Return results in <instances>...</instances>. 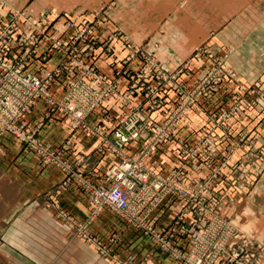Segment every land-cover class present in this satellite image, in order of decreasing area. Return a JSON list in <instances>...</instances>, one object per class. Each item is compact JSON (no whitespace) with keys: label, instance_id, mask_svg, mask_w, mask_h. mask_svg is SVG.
Masks as SVG:
<instances>
[{"label":"rangeland","instance_id":"rangeland-1","mask_svg":"<svg viewBox=\"0 0 264 264\" xmlns=\"http://www.w3.org/2000/svg\"><path fill=\"white\" fill-rule=\"evenodd\" d=\"M57 1L82 3L83 14L88 18L79 22L57 16L46 27L47 13L37 14L30 8L15 11L0 0V12L7 9L9 17L8 23H0V35L11 26L23 31L29 28L35 37L38 35L39 46L50 30L49 48L63 56L54 68L41 71L38 76L54 72L63 63L78 67L71 72L65 66L51 81L68 79L62 83L63 96L59 100L51 97L49 86L51 103L62 106L68 96H74L75 105L82 107V123L74 128L72 121L64 117L67 124L100 139L97 155L115 158L116 163L102 175L94 176L95 165L89 172L84 168L88 157L70 163L55 150L60 152L62 162L44 165L37 152L25 147L12 133L0 137V158L5 155L2 137L9 135L25 151L33 153L42 168L63 173L61 164H64L69 173H82V182L84 177L88 181L85 185L75 180L64 187L63 181L57 190L74 185L86 197L88 186L106 188L115 183L110 172L123 161L139 164L151 186L160 185L157 191L152 187L150 194L162 199L148 214L152 234L145 235L125 225L147 238L152 249L175 264H264V0ZM66 23H74L75 27L65 28ZM107 26L113 32L109 33ZM99 28L108 33L96 35ZM70 29H75V34L65 43L63 37ZM81 29H90L91 33L82 32V41H77L76 33ZM118 39L125 53L121 58L112 47ZM67 47L70 52L65 50ZM99 48L114 79L96 69ZM36 54L37 49L32 57ZM174 57L182 59L177 66H164V62ZM193 65L200 69L195 71ZM90 69L102 79L98 85L93 83ZM122 78L127 80L124 91L120 89ZM206 78L209 88L205 97L183 113L187 99L181 98ZM169 93L170 103L166 101ZM138 94L141 101L135 100ZM205 101H213V106L204 111L199 109L203 117L197 113L192 117L189 123L196 129L177 132V125L186 115L194 107L202 108ZM37 102L51 109L45 101H36L32 109ZM111 105L122 115L115 122L106 120L111 124L109 129L86 126L85 120L92 113L105 117L112 114ZM137 111L143 113L142 124L149 127L148 135L143 132L137 139L117 147L118 139L113 133L120 130L127 136L124 128L129 121L122 122ZM173 112L179 119L167 122ZM155 113L160 120L153 117ZM26 128L35 131L37 143L52 150L38 140L37 129ZM155 136L161 142L147 153L145 148ZM104 138L110 147L102 150ZM165 142L171 147L167 150L174 154V161L161 174L154 170L151 159ZM138 143H141L138 148L127 153ZM188 173L196 178H189ZM92 177L98 180L93 181ZM15 197L11 188L0 181V264H138L128 251L126 239L109 232L112 226L94 225V219L103 211L115 219L110 210L104 209L78 223L57 205H52L55 211L36 204L20 206ZM170 199L181 203L179 213L172 223L155 227L152 213ZM180 216L183 217L179 226H184V230L174 225Z\"/></svg>","mask_w":264,"mask_h":264},{"label":"crops","instance_id":"crops-1","mask_svg":"<svg viewBox=\"0 0 264 264\" xmlns=\"http://www.w3.org/2000/svg\"><path fill=\"white\" fill-rule=\"evenodd\" d=\"M6 7L20 11L22 9L30 8L38 13H47L46 27H49L51 21L57 16H65L71 20L81 22L82 19H87L88 15L83 14L82 3L78 2H61L57 0H4ZM76 9V11H74ZM81 9V10H80ZM79 11V12H78ZM57 19V18H56ZM9 22L8 10L4 9L0 12V23L6 24ZM109 33L112 31L110 27H105ZM50 31V30H49ZM40 40L37 48V54L29 60L26 67V72L30 74L38 75L41 71H49L54 68L63 54L59 51H53L49 48L47 36ZM113 32V31H112ZM104 32L102 28H99L96 35ZM75 34V29L67 31L63 37V41L67 43ZM97 39V38H96ZM113 52L121 58L125 53L122 47L121 41L118 39L112 43ZM14 56V54H13ZM182 59H170L164 62V66H177ZM107 59L103 50L99 48L98 55L96 56L95 65L98 72L104 74L108 79H114L113 71L107 65ZM132 69L135 68L133 65ZM193 69L198 71L200 68L197 65H193ZM68 79L54 81L50 85L51 97L55 100H59L63 96V84ZM127 88V80L120 79V89L124 91ZM171 93L167 94L168 103L171 100ZM220 96V95H218ZM141 95L138 94L135 100L141 101ZM215 98V96H214ZM112 114L105 117L99 113H92L85 120V124L88 127H94L96 125L109 129L111 124H108L106 120L115 122L120 118L122 113L111 105ZM202 108L194 107L189 114L177 125L176 131H191L196 129L191 123L192 117L195 114H200L203 109L206 110L209 106H213V101H205ZM165 108V106H164ZM201 111H200V110ZM167 110V109H166ZM160 115L153 114L155 119L160 120ZM29 129H37L38 140L47 145L52 150L60 151L62 158L70 163L76 161L79 157H88V164L84 165V168L89 172L92 166H96L93 169L96 174L94 176L102 175L108 168L116 163V159L110 156L99 158L97 155V146L100 143V139L85 132L82 128L72 129L66 122L63 114L60 111H50L42 102H37L34 108L26 116ZM176 132V133H177ZM167 142L164 145L158 147L157 151L152 155L151 163L155 171L159 173L167 172L173 165L174 154L167 149H171L167 146ZM141 145L135 144L131 146V150L127 153L133 152ZM2 146L4 149V156L0 158V181L4 184V187L11 188V191L15 193V203L20 206L26 205H40L42 208L48 211H55L52 205H57L62 208L70 218L74 219L78 223H83L90 219L92 215V206L88 202V199L78 187L72 185L67 189L57 190L58 186L65 180L66 175L54 168H42L39 165L37 157L30 152L23 149L22 145L15 141L11 136L4 135L2 137ZM130 147V146H129ZM129 147H127L129 149ZM127 148H125L127 150ZM94 160V162H93ZM161 173V174H162ZM188 177L194 179L188 173ZM91 180L97 181L98 179L92 177ZM8 195V194H7ZM181 203L179 200H167L160 205L151 215V221L155 227H163L176 218ZM94 220V225L112 226L109 228L110 233H116L119 237L126 239L128 245V251L133 259L138 264H175L170 259L166 258L160 251H156L151 248L148 243V239L145 238L140 232L127 227L125 223L117 217L113 219L108 212L103 211ZM93 220V221H94ZM92 221V222H93Z\"/></svg>","mask_w":264,"mask_h":264},{"label":"built area","instance_id":"built-area-1","mask_svg":"<svg viewBox=\"0 0 264 264\" xmlns=\"http://www.w3.org/2000/svg\"><path fill=\"white\" fill-rule=\"evenodd\" d=\"M67 26L75 27V24L66 23L65 28ZM82 32L88 35L91 33V30L88 29L86 31L85 29H81L76 33L75 40L82 41ZM36 33L40 32L37 30ZM12 36H15V38H12ZM36 37L30 32L29 28L27 31H23L16 26L9 27L0 35V137L4 133H12L25 147L35 150L44 165L60 164L62 162L60 152L49 150L40 143H37L34 138L35 131H27L26 127H28V124L26 116L30 113L36 101H45V103L51 105L50 110L52 112L60 111L64 117L70 119L72 121V124L70 123L72 127L79 126L82 123L83 113L82 107L75 105V97L68 96L66 103L60 106L62 103H51L52 100L48 95V88L51 81L60 75L61 70L65 69V66L69 67L71 72L77 71L78 67L74 64L69 65L63 63L50 74L44 73L38 76L25 73L28 60L36 53L38 46V41L36 40H38V35ZM10 40L13 43L9 44L6 42ZM53 46L60 47L59 44H54ZM65 50L69 51V48L67 47ZM12 53L15 56L11 57ZM89 71L95 85L102 82L99 76L93 74L92 69ZM145 80L147 79H143V81ZM208 85L209 82L206 78L198 88L181 98L182 101L187 99L183 106V113H185L188 107L194 105L198 99L205 97V90L209 88ZM172 115L168 117L167 122H175L180 117L176 114ZM127 121L129 122L126 123ZM122 123L126 126L124 132L128 133V137L123 135L120 130H116L114 133L111 132L118 139L117 147H121V145H124L128 141L137 139L143 132L147 134V131L150 130L149 127H143V113L140 111L126 117ZM160 140L157 136L153 137V141L148 143L145 148L147 149V153L152 152L156 145L161 142ZM101 147L102 150L103 147H110L106 139L103 140ZM117 147L114 145V149H118ZM61 167L64 171L63 173L66 174L65 182L63 183L64 187L69 184V181L76 182L75 180H78L81 186L88 182L85 177L82 182V173H69L64 164H61ZM73 177L74 179H72ZM113 177L116 179V182H113L109 187L98 188L88 186L89 195L87 198L92 206V215L96 216L102 210L108 209L118 219L137 230H141L145 235L152 234L151 227L147 222L148 214L152 208L159 204L162 198L160 200L155 199L150 192H152V187L154 191H157L160 185L151 186L149 178L142 171L141 166L128 160L123 161L121 166L110 172L111 180H113ZM182 217L180 216L174 225L184 230V226H179Z\"/></svg>","mask_w":264,"mask_h":264}]
</instances>
